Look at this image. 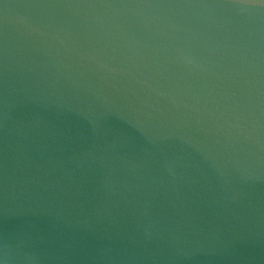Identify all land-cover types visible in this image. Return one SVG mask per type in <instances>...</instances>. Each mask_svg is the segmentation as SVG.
I'll list each match as a JSON object with an SVG mask.
<instances>
[{"label": "water", "instance_id": "1", "mask_svg": "<svg viewBox=\"0 0 264 264\" xmlns=\"http://www.w3.org/2000/svg\"><path fill=\"white\" fill-rule=\"evenodd\" d=\"M0 264H264V2L0 0Z\"/></svg>", "mask_w": 264, "mask_h": 264}, {"label": "snow or ice", "instance_id": "2", "mask_svg": "<svg viewBox=\"0 0 264 264\" xmlns=\"http://www.w3.org/2000/svg\"><path fill=\"white\" fill-rule=\"evenodd\" d=\"M262 2H264V0H262Z\"/></svg>", "mask_w": 264, "mask_h": 264}]
</instances>
